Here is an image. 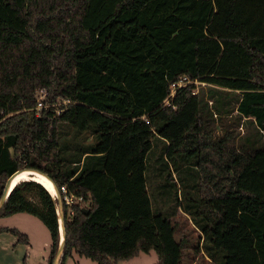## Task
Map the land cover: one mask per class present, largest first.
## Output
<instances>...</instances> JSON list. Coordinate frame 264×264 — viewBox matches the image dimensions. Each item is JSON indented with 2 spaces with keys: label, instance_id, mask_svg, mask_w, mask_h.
Instances as JSON below:
<instances>
[{
  "label": "trees",
  "instance_id": "1",
  "mask_svg": "<svg viewBox=\"0 0 264 264\" xmlns=\"http://www.w3.org/2000/svg\"><path fill=\"white\" fill-rule=\"evenodd\" d=\"M184 77L208 86L219 116L236 96L239 118L257 132L245 152L211 137L203 87L189 84L168 101ZM39 88L51 105L40 112ZM60 99L71 104L53 107ZM66 130L95 140L69 157ZM154 139L167 143L176 171L178 157L203 170L202 151L216 152V193L185 210L219 264H264V0H0V201L8 179L27 169L46 174L62 197L21 181L0 218H39L51 235L48 264L61 243L58 209L59 264L74 254L118 264L151 251L157 264H182L186 241L153 214L147 191ZM63 188L79 202L68 205ZM0 232L29 244L18 229Z\"/></svg>",
  "mask_w": 264,
  "mask_h": 264
},
{
  "label": "rangeland",
  "instance_id": "2",
  "mask_svg": "<svg viewBox=\"0 0 264 264\" xmlns=\"http://www.w3.org/2000/svg\"><path fill=\"white\" fill-rule=\"evenodd\" d=\"M198 86L204 88L205 99L208 101L209 107L212 108L215 121L209 124V129L213 140L226 136L230 150H247L255 140L257 132L246 119L239 118L235 103L236 96L229 94L225 97L228 104L222 108L223 116H219L212 106L213 99L209 98L208 86L201 83ZM62 135V142L67 144L64 145L67 146V156L74 158L77 157V145L79 148L86 147L95 140L92 132L76 136L75 132L66 130ZM166 145V142L154 139L153 148L146 160V184L152 212L154 215L171 219L177 228L176 240L184 239L186 241L187 247L184 250L182 264H219L218 258L214 259L210 255L214 253L209 249L208 242L194 221L192 211L185 210V207L190 206L188 200L191 198L198 200L201 194L204 196L216 193L214 182L220 178L221 170L219 156L212 149H204L202 152L205 156L201 158L203 170L198 169L199 167L195 164L193 166L195 160L187 162L178 157L177 164L181 168L176 171L175 163L166 158ZM85 156L83 155V159ZM204 157L209 160L204 161ZM199 182L201 192L198 189ZM31 200L37 201L33 196H31ZM190 208L195 211L192 207ZM58 214L63 216L60 209H58ZM0 227L18 229L29 238V244H25L10 232H0V264H48L51 235L39 218L27 213H20L11 217L0 218ZM158 262L157 253L151 251L141 253L132 260L121 261L118 264H157ZM68 264L97 263L84 256L74 254L68 260Z\"/></svg>",
  "mask_w": 264,
  "mask_h": 264
},
{
  "label": "built area",
  "instance_id": "3",
  "mask_svg": "<svg viewBox=\"0 0 264 264\" xmlns=\"http://www.w3.org/2000/svg\"><path fill=\"white\" fill-rule=\"evenodd\" d=\"M192 83H195L196 85L199 84V82L195 81H191L189 80L187 77H184L182 78L181 80H179L177 83H173L170 85V94H169V97H168V101L169 99H172L175 95H176V92L189 85V84H192ZM197 92H195L194 94H196ZM48 96H49V93L46 89L42 88V89H39L36 93V108L35 110H37L38 112L42 111L43 109H46V108H49L51 105H47L46 101L48 100ZM167 101V102H168ZM68 104H71V101L70 100H66V99H60L56 104L53 105V107H60V106H66ZM61 111V110H60ZM63 191V194H65V201L68 205H71L73 203H78V201H74V198L73 196H67V190L66 188H63L62 189ZM82 200V199H80Z\"/></svg>",
  "mask_w": 264,
  "mask_h": 264
},
{
  "label": "water",
  "instance_id": "4",
  "mask_svg": "<svg viewBox=\"0 0 264 264\" xmlns=\"http://www.w3.org/2000/svg\"><path fill=\"white\" fill-rule=\"evenodd\" d=\"M23 171H31V172H38L42 175H44L45 177H47L53 184L54 182L44 173H41L39 171H36V170H30V169H27V170H20V171H17L15 174H13L7 181L6 185H5V188H4V192H3V196H2V199L0 201V209L3 207V205L5 204L6 200L8 199L11 191L13 190V187H12V183H13V180L15 179V177L22 173ZM54 187H55V191H56V197L58 198V200L60 202H62V197L56 187V185L54 184ZM61 209H62V203H61ZM59 224L62 228V233L61 234V243H60V247H59V253L57 255V258L54 262V264H59V261L62 257V254H63V251H64V248H65V238H66V234H65V225H64V217L63 216H60L59 214Z\"/></svg>",
  "mask_w": 264,
  "mask_h": 264
},
{
  "label": "bare ground",
  "instance_id": "5",
  "mask_svg": "<svg viewBox=\"0 0 264 264\" xmlns=\"http://www.w3.org/2000/svg\"><path fill=\"white\" fill-rule=\"evenodd\" d=\"M34 181L43 187H45L54 197H56V191L54 184L44 175L38 173V172H31V171H23L22 173L18 174L15 179L13 180L12 187L14 188L17 186L18 183L21 181ZM61 234L62 228L60 227Z\"/></svg>",
  "mask_w": 264,
  "mask_h": 264
}]
</instances>
